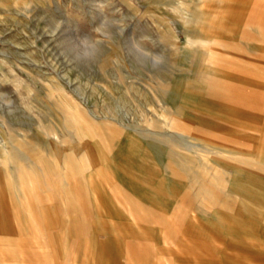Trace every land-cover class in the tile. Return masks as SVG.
Wrapping results in <instances>:
<instances>
[{
    "label": "rangeland",
    "instance_id": "rangeland-1",
    "mask_svg": "<svg viewBox=\"0 0 264 264\" xmlns=\"http://www.w3.org/2000/svg\"><path fill=\"white\" fill-rule=\"evenodd\" d=\"M193 12L203 15L206 43L191 46L187 29L201 27L186 26ZM84 36L100 48L94 61L77 59L82 49L74 45ZM151 54L164 64L153 69ZM216 76L240 79L246 95L256 90V106L240 105L245 114L237 116L221 106L238 103L202 90L197 101L169 96ZM168 110L183 114L170 126L201 147L171 137L162 118ZM67 113L77 119L65 120ZM81 127L90 133L75 134ZM263 140L264 0H0V264H264L261 227L230 220L207 234L205 217L191 216L199 213L195 201L184 200L187 178L193 185L202 172L178 168L167 155L176 145L186 157L198 152L230 182L238 164L260 172ZM132 144L161 155L142 150L138 169L127 162ZM21 152L32 163L52 152L77 165H58L44 183L26 177L18 195L11 184L24 176ZM172 165L181 182L168 187ZM71 188L88 207L75 232L69 223L78 216L63 201Z\"/></svg>",
    "mask_w": 264,
    "mask_h": 264
},
{
    "label": "crops",
    "instance_id": "crops-1",
    "mask_svg": "<svg viewBox=\"0 0 264 264\" xmlns=\"http://www.w3.org/2000/svg\"><path fill=\"white\" fill-rule=\"evenodd\" d=\"M200 22L197 29L189 30L186 32L187 44L194 46L198 44L206 43L204 37L201 35L202 28L205 26L202 23L203 15L200 12ZM203 26H202V25ZM199 34V38H192L190 35ZM189 52H187L188 54ZM192 57L193 61H200V56L189 53ZM239 74V73H238ZM220 77V78H218ZM240 79L232 78L230 76H216L215 81H211V84H203L196 83L194 85H182L178 86V90H173L169 94L170 98L178 103L187 101V100H198L200 90L205 91L208 95L214 99H220L225 102H234L238 103L236 106L227 105L221 106V109L227 110L229 113H235L237 116H243L245 114L244 111L240 110V105H251V107L255 104H251L254 100L258 99L257 91L255 90L251 95H246L244 90L240 87ZM198 87V89H197ZM196 88V89H194ZM184 92V94H182ZM175 93V94H173ZM179 93V94H178ZM207 101V100H206ZM208 103V102H207ZM208 106H211L208 104ZM256 106V105H255ZM175 112V113H174ZM184 113V112H183ZM174 114L177 116L183 115L180 110L177 112L168 110L164 114H162L163 122L167 126L169 130H171V137H176L182 141V144L185 147L198 148L201 147V144L197 142H191L188 140V135L184 132L177 130L174 126H170L169 122L173 118ZM173 115V116H172ZM80 137L84 136L86 133H90L89 127H81L77 128V131L74 132ZM73 133V134H74ZM56 144H60L59 142H55ZM177 149L168 148L167 155L169 157V163L171 160L175 163L174 165L178 168L187 167L189 171L196 170L202 174L200 175L199 180L194 181L195 184L191 185L192 178L189 177L190 185L189 187V196H185V202L195 201L196 206H198L199 213L196 215L195 211H193L191 216H203L205 217V231L208 234V231H218L220 229L226 228V224L230 220H235L237 225L243 228H251L255 230H259L261 227L264 230V219L262 223L259 221L260 216H264V140L262 141V151L259 154V167L261 169L260 172L252 170L250 166L242 165L243 168L238 164L235 170V175L232 180L229 182L225 180L222 176H218L212 172L206 166L204 161L202 160V156L195 154L194 157H186L180 154V149L182 146L176 145ZM149 148V149H148ZM179 148V149H178ZM132 157L129 156L127 159L130 165H134L139 169L142 165L139 157H141V151L145 150L146 152H152L153 155L157 157L161 155V151L158 147L154 146H141L139 144H132L128 148ZM139 155V156H136ZM136 158H133L135 157ZM143 156V155H142ZM86 155L85 161L89 162V157ZM60 160V163L58 161ZM126 162V163H127ZM125 163V162H124ZM33 164H35V168L33 169ZM172 164V163H171ZM217 165L220 166L216 162ZM58 165H63L64 167H75L77 165L76 159L72 158V156H67L64 159H61V155L57 153L50 152L47 158L40 159L38 163H32L31 160H27L25 157V162L23 165L24 176L23 179L17 182H13L11 184L12 189L18 194L17 186L19 183L23 184L25 182L26 177L31 180L34 178L39 183L47 182L48 176L50 172L55 170V167ZM172 165L169 168V175L164 176V183L168 186H175L181 182L179 181L180 173L176 170V167ZM39 168V169H38ZM202 169V170H201ZM39 170V171H38ZM34 171V172H33ZM37 171V172H36ZM188 171V170H187ZM187 171H185L187 173ZM40 174V175H39ZM38 175V176H37ZM191 176V173H190ZM194 178V177H193ZM201 179V180H200ZM187 181H183L182 183H186ZM129 183V182H128ZM132 188L139 191V187L135 185L133 182ZM173 183V184H172ZM188 185V186H189ZM224 192H228V196L226 198H222V194ZM155 194V193H154ZM188 194V193H187ZM19 195V194H18ZM156 196V195H155ZM63 201L65 203L66 209L70 212H74L78 217H74L70 220L69 228L71 231H77L83 224L84 218L83 216L87 215L88 207L84 201H82V197L80 196V192L77 190L69 189L66 191L63 196ZM192 198V200H190ZM244 200V201H243ZM259 206V207H256ZM212 208V210H210ZM56 216V215H55ZM209 235V234H208ZM229 236L236 238V235L232 232L228 233ZM235 244L240 243V241L235 240ZM111 245L110 242H108Z\"/></svg>",
    "mask_w": 264,
    "mask_h": 264
},
{
    "label": "clouds",
    "instance_id": "clouds-1",
    "mask_svg": "<svg viewBox=\"0 0 264 264\" xmlns=\"http://www.w3.org/2000/svg\"><path fill=\"white\" fill-rule=\"evenodd\" d=\"M104 27H106V25L104 22H102L101 25H99L95 29V31L100 32L101 29ZM77 41H78L77 45L74 46H77L80 49H82V55L77 57L78 60L94 61L96 57L100 54V48L97 47V42L94 41L92 37L84 36ZM132 46L133 48L139 50L138 43L134 42ZM150 59H151V67L153 69L159 68L165 62V59L161 54H151Z\"/></svg>",
    "mask_w": 264,
    "mask_h": 264
},
{
    "label": "bare ground",
    "instance_id": "bare-ground-1",
    "mask_svg": "<svg viewBox=\"0 0 264 264\" xmlns=\"http://www.w3.org/2000/svg\"><path fill=\"white\" fill-rule=\"evenodd\" d=\"M175 10H177V9H175ZM184 19V18H183ZM200 19H201V16H200V12H193L191 15H188V17L186 18V21H185V24H186V26L188 27H197V26H199V22H200ZM202 25V24H201ZM203 26V25H202ZM202 37V36H201ZM75 119H77L76 117H75V115L74 114H66V116H65V120H67V121H71V122H73V120H75ZM71 129V128H70ZM53 139V141L54 142H59V140H58V138H57V136L54 134L53 135V137H52ZM5 151H7V152H9V148L8 147H5ZM10 154V153H9ZM21 155L22 156H24V157H26L27 158V160L30 158V160H32V158H31V156L30 155H26L24 152H21ZM11 158H13V157H11ZM88 158V157H87ZM12 160V159H11ZM10 160V161H11ZM36 166L35 165H33V169L35 168ZM39 169V168H38ZM39 171V170H38ZM34 172V171H33ZM37 172V171H36ZM40 175V174H39ZM38 176V175H37Z\"/></svg>",
    "mask_w": 264,
    "mask_h": 264
}]
</instances>
